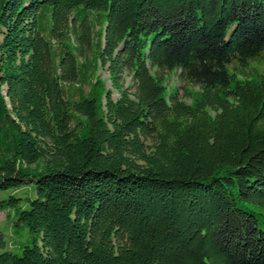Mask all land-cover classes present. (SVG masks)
Wrapping results in <instances>:
<instances>
[{
	"label": "trees",
	"instance_id": "1",
	"mask_svg": "<svg viewBox=\"0 0 264 264\" xmlns=\"http://www.w3.org/2000/svg\"><path fill=\"white\" fill-rule=\"evenodd\" d=\"M26 183L0 264H264V0H0V189Z\"/></svg>",
	"mask_w": 264,
	"mask_h": 264
},
{
	"label": "rangeland",
	"instance_id": "2",
	"mask_svg": "<svg viewBox=\"0 0 264 264\" xmlns=\"http://www.w3.org/2000/svg\"><path fill=\"white\" fill-rule=\"evenodd\" d=\"M93 21H94L92 23L93 30H95L96 28L99 29V26L102 27L103 29L104 26L103 15L93 19ZM74 30H77V27H74ZM78 59L79 61L92 62L93 56H92L91 44H88L87 46L84 45L82 47V53L79 55ZM93 64H94L93 67L94 76H97V78L103 83L104 87L109 88V81L107 78L106 70L103 67H100L97 62L95 63L93 61ZM259 67H261V65H259ZM127 82H128V78L124 80V84H126ZM167 84L170 88L172 86H179L180 91H182V87H184L182 81H179L174 75L168 76ZM10 195L18 197V200L15 203V205L18 208H24L27 206L26 199H30L34 196L33 185L32 183H26L18 187L0 189V237L3 240V244L2 247H0V251L10 250L13 253L19 254L20 249L24 245L31 244L32 235L28 232L25 226H18L15 228L12 226L14 220L15 205L9 206L4 203L5 199H7L8 196ZM36 241L38 243L39 239L37 238Z\"/></svg>",
	"mask_w": 264,
	"mask_h": 264
}]
</instances>
